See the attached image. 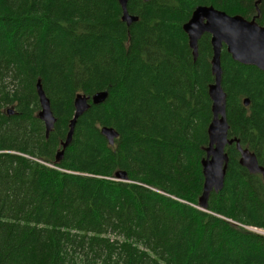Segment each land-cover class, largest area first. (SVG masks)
I'll return each mask as SVG.
<instances>
[{
  "label": "trees",
  "instance_id": "obj_1",
  "mask_svg": "<svg viewBox=\"0 0 264 264\" xmlns=\"http://www.w3.org/2000/svg\"><path fill=\"white\" fill-rule=\"evenodd\" d=\"M0 0V264H264V177L227 145L205 209L210 35L193 60L196 5L264 20V0ZM228 137L264 166V71L221 50ZM55 116L45 136L36 81ZM107 97L77 118L76 93ZM249 99L244 105L243 99ZM12 113H8V110ZM113 127L109 145L100 133ZM123 170L127 181L115 179Z\"/></svg>",
  "mask_w": 264,
  "mask_h": 264
},
{
  "label": "water",
  "instance_id": "obj_2",
  "mask_svg": "<svg viewBox=\"0 0 264 264\" xmlns=\"http://www.w3.org/2000/svg\"><path fill=\"white\" fill-rule=\"evenodd\" d=\"M117 1L121 8L120 18L127 26L138 20V16L128 12V0ZM259 2L260 0L255 1L256 7ZM258 15V8L255 16L246 18L240 14H228L212 5L199 4L192 10L189 19L182 24V29L188 38L193 60H196L198 56V40L204 33L210 35L212 47L210 71L213 80L208 84L212 117L207 126L208 144L204 147L205 156L201 159L203 186L201 195L198 198L199 206L202 209L207 207L210 193L212 191L218 192L223 188L228 165V154L225 150L227 145L235 143V147L239 152L238 162L249 173L261 174L264 177V166L258 163L256 155L247 147H242L237 137H228L226 93L222 87L221 67V50L225 45L226 51L234 61L245 65H253L264 71V20L262 23H258L256 20ZM35 85L40 106L37 116L43 122L45 136L48 137L56 118L51 110L50 100L46 96L40 78L37 79ZM106 97L107 90L97 91L92 95L76 93L73 100L74 113L69 121L65 139L61 142V149L56 154V162L62 158L64 149L72 140L77 118L91 104H99ZM243 103L248 105L249 99L244 98ZM8 113L11 114L12 111L9 109ZM100 133L109 145H113L114 139L118 136V132L110 126H102ZM114 176L117 180L127 181V174L123 170H117Z\"/></svg>",
  "mask_w": 264,
  "mask_h": 264
},
{
  "label": "rangeland",
  "instance_id": "obj_3",
  "mask_svg": "<svg viewBox=\"0 0 264 264\" xmlns=\"http://www.w3.org/2000/svg\"><path fill=\"white\" fill-rule=\"evenodd\" d=\"M245 228L249 229V230H252V231H256V232H259V233H262L264 235V229H257V228H254V227H248L246 226ZM262 230V231H261Z\"/></svg>",
  "mask_w": 264,
  "mask_h": 264
},
{
  "label": "bare ground",
  "instance_id": "obj_4",
  "mask_svg": "<svg viewBox=\"0 0 264 264\" xmlns=\"http://www.w3.org/2000/svg\"><path fill=\"white\" fill-rule=\"evenodd\" d=\"M116 179V178H115ZM124 181V180H123Z\"/></svg>",
  "mask_w": 264,
  "mask_h": 264
},
{
  "label": "flooded vegetation",
  "instance_id": "obj_5",
  "mask_svg": "<svg viewBox=\"0 0 264 264\" xmlns=\"http://www.w3.org/2000/svg\"><path fill=\"white\" fill-rule=\"evenodd\" d=\"M262 231V230H261ZM264 233V232H263Z\"/></svg>",
  "mask_w": 264,
  "mask_h": 264
}]
</instances>
